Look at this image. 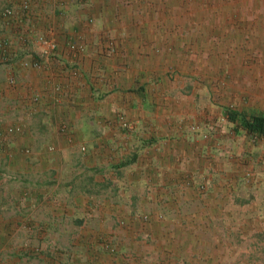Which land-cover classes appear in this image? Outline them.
<instances>
[{"label":"crops","instance_id":"crops-1","mask_svg":"<svg viewBox=\"0 0 264 264\" xmlns=\"http://www.w3.org/2000/svg\"><path fill=\"white\" fill-rule=\"evenodd\" d=\"M140 1L0 16V264H264V132L244 126L264 116V50L221 91L142 29ZM42 35L58 53L24 65Z\"/></svg>","mask_w":264,"mask_h":264},{"label":"rangeland","instance_id":"rangeland-1","mask_svg":"<svg viewBox=\"0 0 264 264\" xmlns=\"http://www.w3.org/2000/svg\"><path fill=\"white\" fill-rule=\"evenodd\" d=\"M134 7L153 19L139 21L143 30L167 34L186 75L199 82L218 77L221 91L228 83L243 86L252 73L259 77L260 66L251 61L264 50V0H149ZM201 58L209 63L200 71Z\"/></svg>","mask_w":264,"mask_h":264},{"label":"built area","instance_id":"built-area-1","mask_svg":"<svg viewBox=\"0 0 264 264\" xmlns=\"http://www.w3.org/2000/svg\"><path fill=\"white\" fill-rule=\"evenodd\" d=\"M14 0L6 1L0 7V16H2L5 20H19L21 21L27 15H29L32 11V3L31 0H22L19 5L13 3ZM37 41L40 42L41 47L40 49L34 50L33 52H37L36 55L34 54L32 59H28L26 56L22 57V62L24 65L29 66L32 65L34 67H39L42 62L43 58H50L51 56H56L59 50L58 41L51 36L42 35L38 36ZM12 43V40L5 38L0 41V58H5L7 56V49ZM14 57H20L19 54H13L11 59ZM106 249L113 252L115 251L114 246L107 245Z\"/></svg>","mask_w":264,"mask_h":264},{"label":"trees","instance_id":"trees-1","mask_svg":"<svg viewBox=\"0 0 264 264\" xmlns=\"http://www.w3.org/2000/svg\"><path fill=\"white\" fill-rule=\"evenodd\" d=\"M244 126L251 131L264 132V116H253L245 119Z\"/></svg>","mask_w":264,"mask_h":264}]
</instances>
